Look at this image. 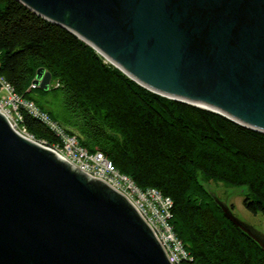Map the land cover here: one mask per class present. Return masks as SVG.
Returning a JSON list of instances; mask_svg holds the SVG:
<instances>
[{
    "label": "water",
    "instance_id": "1",
    "mask_svg": "<svg viewBox=\"0 0 264 264\" xmlns=\"http://www.w3.org/2000/svg\"><path fill=\"white\" fill-rule=\"evenodd\" d=\"M143 88L264 134V0H16ZM51 74L34 80L50 88ZM264 252V234L215 198ZM0 264H172L126 196L0 112Z\"/></svg>",
    "mask_w": 264,
    "mask_h": 264
},
{
    "label": "trees",
    "instance_id": "2",
    "mask_svg": "<svg viewBox=\"0 0 264 264\" xmlns=\"http://www.w3.org/2000/svg\"><path fill=\"white\" fill-rule=\"evenodd\" d=\"M39 69L50 88H32ZM102 153L142 190L173 202L171 224L189 259L180 264H264V252L230 222L206 185L239 189L244 208L264 215V134L214 112L157 95L68 30L16 0H0V85ZM37 141L62 142L22 108Z\"/></svg>",
    "mask_w": 264,
    "mask_h": 264
},
{
    "label": "built area",
    "instance_id": "3",
    "mask_svg": "<svg viewBox=\"0 0 264 264\" xmlns=\"http://www.w3.org/2000/svg\"><path fill=\"white\" fill-rule=\"evenodd\" d=\"M36 87L38 85L34 83L32 88ZM22 108L41 118L61 138L62 142L58 145H48L31 136L24 127L20 126L23 120ZM0 112L22 135L51 149L90 177L101 179L123 193L152 228L172 264H180L190 258L171 224L173 202L170 198L163 197L153 189H140L130 177L122 174L102 153L86 151L80 146L76 137L66 135L62 127L47 115L40 113L33 104L19 98L5 83L0 85Z\"/></svg>",
    "mask_w": 264,
    "mask_h": 264
},
{
    "label": "rangeland",
    "instance_id": "4",
    "mask_svg": "<svg viewBox=\"0 0 264 264\" xmlns=\"http://www.w3.org/2000/svg\"><path fill=\"white\" fill-rule=\"evenodd\" d=\"M206 187L211 191L212 198H217L228 204L234 216L264 234V215H255L244 208V197L239 189L214 181L210 182Z\"/></svg>",
    "mask_w": 264,
    "mask_h": 264
}]
</instances>
